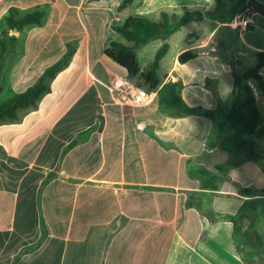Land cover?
Returning a JSON list of instances; mask_svg holds the SVG:
<instances>
[{"label":"crops","instance_id":"crops-1","mask_svg":"<svg viewBox=\"0 0 264 264\" xmlns=\"http://www.w3.org/2000/svg\"><path fill=\"white\" fill-rule=\"evenodd\" d=\"M123 1L0 0V38L11 9L18 17L44 13L42 25L10 31L15 40L0 57V95L27 91L73 51L38 107L0 124V264H246L239 238L263 237L243 220L235 241L233 223H211L193 200L212 195L217 213L236 215L264 189L258 163L217 171L230 154L214 143L233 106L234 74L254 68L264 53V17L244 7L217 13L215 0H134L119 10ZM185 8L207 15L167 42L153 104L127 107L113 90L127 72L105 54L112 42L126 43L114 26L131 15L158 21L162 12ZM243 11L251 15L247 29L227 26ZM163 44L138 49L142 71ZM187 51L196 57L182 63ZM260 74L264 80V67ZM250 85L264 122V93ZM173 95L212 116L175 117L160 104ZM257 147L264 152L263 138ZM189 165L215 173L218 190L203 189Z\"/></svg>","mask_w":264,"mask_h":264},{"label":"trees","instance_id":"trees-1","mask_svg":"<svg viewBox=\"0 0 264 264\" xmlns=\"http://www.w3.org/2000/svg\"><path fill=\"white\" fill-rule=\"evenodd\" d=\"M134 0H124L119 6V10ZM217 13H226L244 7L252 14H260L264 17V6L256 1L247 3L246 0H215ZM44 13L34 11L18 17L16 10L11 9L9 15L5 18L7 29L2 32L0 38V57L4 58L10 50L11 44L15 38L9 35L10 31H21L28 26H40L43 24ZM207 13L198 10L183 9L181 13L162 12L158 21L151 20L148 17L140 15L128 16L123 24L115 25L114 30L125 40L126 43L114 41L106 49V56L120 67L126 70L129 80L148 91H156L162 84L160 76V66L162 60L169 51V39L179 32L183 27L191 22L202 21ZM161 40L163 46L156 53L154 60L145 71L141 70L138 57V49L150 44L151 42ZM73 51H68L65 56L48 68L39 78L37 83L28 88L27 91L17 94L9 100L0 104V124L6 122H17L19 113L24 110L37 108L39 102L51 90V83L57 75L68 65ZM196 55L191 51L183 53L179 60L185 63ZM258 62L254 68L244 73L234 74V102L230 111L227 113L226 121L218 125L216 146L230 154V161L219 165L216 170L222 174H228L234 167H238L247 162L260 164L264 170V152L257 147V139H264V122L261 119L260 111L257 107L256 96L250 82L255 81L257 87L264 93V80L261 76V69L264 67V53L257 55ZM264 95V94H263ZM160 104L164 109L171 110V113L178 118L192 115L212 116L210 111L201 108H193L187 105L179 95H173L160 99ZM74 142L68 149H71ZM0 156H5L4 150L0 147ZM190 177L199 179L205 190H218V176L210 171L188 166ZM54 175V174H53ZM53 179L52 174L43 183V188ZM240 193L251 195L255 193L252 189L240 190ZM257 199H248L241 206L236 215H221L212 208V195L198 196L195 194L193 206L203 212L211 223L222 220L230 221L235 227L234 238L237 240V228L243 220L255 223L257 219L264 217L258 212L256 204L264 200V189L256 191ZM253 196V195H252ZM189 204H192L189 202ZM246 243H251L249 233L243 237ZM261 243V237L258 236ZM237 249L241 253V248L237 244ZM252 261V260H251ZM247 260V264H251ZM253 260L252 262H254Z\"/></svg>","mask_w":264,"mask_h":264},{"label":"built area","instance_id":"built-area-1","mask_svg":"<svg viewBox=\"0 0 264 264\" xmlns=\"http://www.w3.org/2000/svg\"><path fill=\"white\" fill-rule=\"evenodd\" d=\"M251 15L243 11L235 14L227 26L232 28L247 29L252 20ZM117 98L129 108L146 107L155 101L157 97L156 91H148L138 86L129 79H124L120 85L113 86Z\"/></svg>","mask_w":264,"mask_h":264},{"label":"rangeland","instance_id":"rangeland-1","mask_svg":"<svg viewBox=\"0 0 264 264\" xmlns=\"http://www.w3.org/2000/svg\"><path fill=\"white\" fill-rule=\"evenodd\" d=\"M80 88L81 87L79 86L77 90ZM10 98L11 97L9 96L8 93H4L3 95H0V104H2L3 102L7 101ZM256 207L258 209V212H263L264 211V200L258 202L256 204ZM262 218L264 219V217ZM255 223H256L255 229L257 233H260L263 236L262 237L263 242L260 243V241L256 240L253 247H248L245 244V240L242 237L239 238L242 241L241 244L239 243V246L242 248L241 257L246 264L248 263L247 260L248 261L255 260L254 262H251V264H264V220L257 219Z\"/></svg>","mask_w":264,"mask_h":264},{"label":"water","instance_id":"water-1","mask_svg":"<svg viewBox=\"0 0 264 264\" xmlns=\"http://www.w3.org/2000/svg\"><path fill=\"white\" fill-rule=\"evenodd\" d=\"M16 32V31H15Z\"/></svg>","mask_w":264,"mask_h":264}]
</instances>
